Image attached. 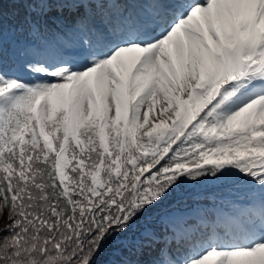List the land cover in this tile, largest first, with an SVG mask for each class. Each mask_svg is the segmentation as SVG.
Masks as SVG:
<instances>
[{
  "label": "snow or ice",
  "instance_id": "snow-or-ice-1",
  "mask_svg": "<svg viewBox=\"0 0 264 264\" xmlns=\"http://www.w3.org/2000/svg\"><path fill=\"white\" fill-rule=\"evenodd\" d=\"M264 264V0H0V264Z\"/></svg>",
  "mask_w": 264,
  "mask_h": 264
},
{
  "label": "trees",
  "instance_id": "trees-1",
  "mask_svg": "<svg viewBox=\"0 0 264 264\" xmlns=\"http://www.w3.org/2000/svg\"><path fill=\"white\" fill-rule=\"evenodd\" d=\"M105 259H106V256H105V255H101V256L99 257V262H100V264H103V262L105 261Z\"/></svg>",
  "mask_w": 264,
  "mask_h": 264
}]
</instances>
